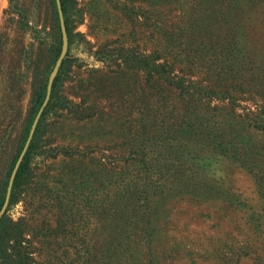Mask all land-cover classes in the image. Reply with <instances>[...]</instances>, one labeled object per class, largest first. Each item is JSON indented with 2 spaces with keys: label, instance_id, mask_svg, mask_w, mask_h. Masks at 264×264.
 Instances as JSON below:
<instances>
[{
  "label": "rangeland",
  "instance_id": "rangeland-1",
  "mask_svg": "<svg viewBox=\"0 0 264 264\" xmlns=\"http://www.w3.org/2000/svg\"><path fill=\"white\" fill-rule=\"evenodd\" d=\"M56 5L0 0V198L63 51ZM66 16L0 264H264V0H67Z\"/></svg>",
  "mask_w": 264,
  "mask_h": 264
},
{
  "label": "trees",
  "instance_id": "trees-1",
  "mask_svg": "<svg viewBox=\"0 0 264 264\" xmlns=\"http://www.w3.org/2000/svg\"><path fill=\"white\" fill-rule=\"evenodd\" d=\"M55 1V4H56V0ZM61 1V5H62V8H63V13H64V17H65V21H66V25H67V29H68V22H67V16H66V1L67 0H60ZM56 8H57V5H56ZM57 15V21H59V15H58V11L56 13ZM60 51H61V47L59 48V50L56 52L55 54V59L58 58V56L60 55ZM59 81V75H57L55 81H54V84H53V89H52V93L55 89V87L57 86V83ZM47 88H48V83L45 82L44 85H42L40 87V89L37 91L34 99H33V105H32V110H31V113H30V117H29V120H28V123H27V126H26V130H25V134H24V137H23V141L20 145V147L18 148L17 150V154L12 162V165H11V171L8 175V178H7V181L5 183V186H4V189L2 191V196L0 198V211L3 207V204L5 202V198H6V193H7V188H8V184H9V179H10V176H11V173H12V170L17 162V159L19 157V155L21 154L23 148H24V145L27 141V138L29 136V133H30V130H31V127H32V124L35 120V117L36 115L38 114L41 106L43 105L44 103V100L46 98V94H47ZM51 102H49L47 104V106L45 107L41 117H40V120H39V123H38V126L36 128V131H35V134H34V137L29 145V148L23 158V161L21 162V165L17 171V174H16V177H15V180H14V183H13V188H12V197H13V194L15 192V189L16 187L18 186V183L21 179V177L23 176L24 172L26 171L27 167L29 166V163H30V155H31V150L33 149V147L35 146V143H34V140H35V136L39 133L40 131V127H41V124L42 122L45 120L46 118V114H47V111L49 109V106H50ZM12 197L10 200H12Z\"/></svg>",
  "mask_w": 264,
  "mask_h": 264
},
{
  "label": "water",
  "instance_id": "water-1",
  "mask_svg": "<svg viewBox=\"0 0 264 264\" xmlns=\"http://www.w3.org/2000/svg\"><path fill=\"white\" fill-rule=\"evenodd\" d=\"M57 5H58V11H59V16H60V22H61V28H62V34H63V40H64V47H63V51H62V54L57 62V65H56V68H55V73L52 75L51 79H50V82H49V85H48V88H47V94H46V98L44 100V103L43 105L41 106L38 114L36 115L35 117V120L32 124V127H31V130H30V133H29V136L27 138V141L24 145V148L21 152V154L19 155L18 159H17V162L13 168V171H12V174H11V177H10V181H9V186H8V190H7V193H6V198H5V202L3 204V207L0 211V220L1 218L3 217V215L5 214L6 210H7V207H8V204H9V201H10V197H11V193H12V188H13V183H14V180H15V177H16V174H17V171L21 165V162L23 161V158L29 148V145L33 139V136L35 134V131H36V128L38 126V123H39V120H40V117L45 109V107L47 106L49 100H50V97H51V92H52V84H53V81H54V78H55V74L66 54V50H67V44H68V36H67V29H66V24H65V19H64V15H63V9H62V5H61V1L60 0H57Z\"/></svg>",
  "mask_w": 264,
  "mask_h": 264
}]
</instances>
